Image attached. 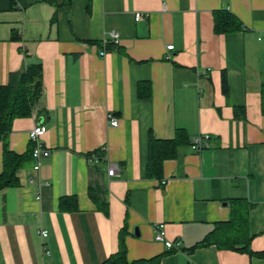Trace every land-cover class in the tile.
<instances>
[{"label":"crops","instance_id":"1","mask_svg":"<svg viewBox=\"0 0 264 264\" xmlns=\"http://www.w3.org/2000/svg\"><path fill=\"white\" fill-rule=\"evenodd\" d=\"M221 10L245 30L218 34ZM263 34L264 0H0V86L11 73L42 70L41 97L13 121L10 150L30 153L36 124L51 150L39 171L29 156L18 185L0 191V264H102L124 226L130 263L264 264L197 246L243 199L252 205L249 249L264 252ZM180 130L187 143L149 179L150 136L172 140ZM199 135L211 147L197 153ZM158 225L179 251L155 241Z\"/></svg>","mask_w":264,"mask_h":264},{"label":"trees","instance_id":"2","mask_svg":"<svg viewBox=\"0 0 264 264\" xmlns=\"http://www.w3.org/2000/svg\"><path fill=\"white\" fill-rule=\"evenodd\" d=\"M215 31L218 34L239 33L245 30L242 22L232 13L221 10L215 13ZM42 70L40 65H32L26 71L11 73L9 83L0 86V140L3 142V171L0 173V191L18 185V171L30 153L18 155L10 150L9 135L12 132V123L16 118L30 116L42 94ZM262 112L264 114V81L261 88ZM238 109L236 115L238 117ZM187 143L185 132L178 131L172 140H158L150 136L149 161L147 176L149 179H160L163 173V164L166 160L178 156L180 148ZM97 207L107 212V205L92 195ZM232 209L231 219L228 222L218 223L210 235L197 246H216L220 250L247 252L250 255L264 257L263 253H253L249 249L252 239L248 235L249 212L252 205L243 199L230 201ZM127 228L119 233V247L117 253L102 264H158L159 257L150 260L128 262L125 237Z\"/></svg>","mask_w":264,"mask_h":264},{"label":"built area","instance_id":"3","mask_svg":"<svg viewBox=\"0 0 264 264\" xmlns=\"http://www.w3.org/2000/svg\"><path fill=\"white\" fill-rule=\"evenodd\" d=\"M142 17L141 13H136L135 19L139 20ZM110 38L112 39L114 45H118L120 41V35L117 31H110L109 33ZM259 41L264 42V34L259 37ZM108 41L106 39L103 40L102 45L104 48L107 47ZM168 50H174V46H168ZM102 56L106 55V49H103L101 52ZM108 122L111 126L116 127L118 126V119L115 118L112 114H108L107 116ZM47 128L42 124H36L29 132V140L32 146V158L34 160V171H39L41 168V161L44 158H48L51 156V150L46 147L42 142V137L46 134ZM211 147L210 143V136L209 135H199L194 138L191 143V150L193 152L200 153L205 149ZM109 175L114 176L118 173V168L112 165L109 169ZM41 235L43 238L48 236L46 231H41ZM155 241L163 243L166 249L176 250L179 251L181 249V241H170L166 237V232L164 230V225H158L155 228Z\"/></svg>","mask_w":264,"mask_h":264},{"label":"water","instance_id":"4","mask_svg":"<svg viewBox=\"0 0 264 264\" xmlns=\"http://www.w3.org/2000/svg\"><path fill=\"white\" fill-rule=\"evenodd\" d=\"M136 232L138 233V229H136Z\"/></svg>","mask_w":264,"mask_h":264}]
</instances>
